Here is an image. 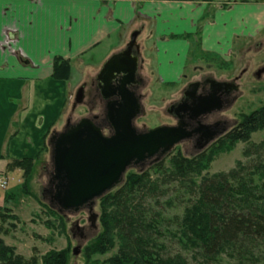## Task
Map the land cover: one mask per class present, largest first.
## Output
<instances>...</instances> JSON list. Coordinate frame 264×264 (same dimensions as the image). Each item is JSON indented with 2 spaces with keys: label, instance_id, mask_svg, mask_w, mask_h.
<instances>
[{
  "label": "crops",
  "instance_id": "obj_1",
  "mask_svg": "<svg viewBox=\"0 0 264 264\" xmlns=\"http://www.w3.org/2000/svg\"><path fill=\"white\" fill-rule=\"evenodd\" d=\"M250 6L255 15L238 17L208 15L192 0H0V174L37 157L64 120L75 80L86 83V71L123 51L134 32L152 38L160 80H181L194 45L229 59L236 40L255 36L244 25L264 26V14ZM56 58L71 63L69 80L53 78Z\"/></svg>",
  "mask_w": 264,
  "mask_h": 264
},
{
  "label": "rangeland",
  "instance_id": "obj_2",
  "mask_svg": "<svg viewBox=\"0 0 264 264\" xmlns=\"http://www.w3.org/2000/svg\"><path fill=\"white\" fill-rule=\"evenodd\" d=\"M192 1L205 2L208 7V15H215L219 10L223 9L229 10V13L235 14L238 17L240 15L246 16L249 13L255 15L256 8H252L250 5H256L264 14V0ZM244 3L250 4L244 6L242 5ZM231 8L232 10L230 11ZM248 23L244 27L248 31L251 28V32L256 33L253 34L255 36L244 40H236L229 59H223L214 54L203 53L200 51L198 44L194 45L193 54L183 78L181 80L168 81L167 83L162 82L158 77L156 54L152 38L145 37L144 41L138 38L137 45L140 48L139 61L142 66L140 75L146 84L141 90V93L144 95L142 105L145 114L136 122L137 128L144 131L153 127L173 124V119L166 112L167 108L180 99L183 91L190 83L198 81L205 76H209L216 81L227 82L238 78L239 91L236 100L218 115L219 118L227 121V125L230 128L238 124L242 114H248L264 106V73L260 77L257 75L260 70L264 69V26H256L255 18H252ZM192 39L196 41L197 37L193 36ZM97 61L96 64L100 65L101 60ZM105 62L101 64L98 70L94 68L89 70V72L86 71L85 76L89 75L83 80L86 83L77 84L79 79L75 80V84L77 85L75 93L65 108L64 120L56 130L57 132H61L64 129L69 119L72 123H75L82 118L98 116L101 123L102 119L106 117L105 103L100 97L93 98L95 91L91 87ZM83 85H87L86 97L84 102L73 110L76 93ZM262 142H264V130L253 133L248 142H238L227 149L217 151L219 145L225 143L224 138H222L214 146L207 149L208 152L213 153L214 159L209 168L203 171L202 175L196 180L200 182L205 177L229 172L236 167L239 161L243 163L248 162L251 158L245 156V150L251 144H260ZM48 146H50L49 142ZM177 151H181L184 156L189 158L201 153L191 145L182 142L164 159L147 163L144 167L129 169L123 184H125L127 176L132 173L141 174L148 171L152 179H158L161 175L158 173L157 166L161 164L164 169L170 170V159ZM262 156L264 158V152ZM252 157L256 159L257 155H253ZM52 171L51 147L44 154L41 163H38L36 166L33 179L30 183L32 194H25L22 189L24 184L23 171L19 170L16 174H9L7 171V177L10 179L9 186L6 190H0V211L6 214L4 222L0 219V238L7 245L15 247L17 253L26 258L38 256L40 264H42L44 256L54 251H65L67 264H108L107 260L118 252L119 244L115 242V246L110 251L103 253L100 252V247L95 243L102 232L101 203L106 195L97 201L94 209V212L98 215V231H93L89 227L88 218L90 214H88V210L63 214L56 210V213H51L42 203L48 204L44 199L43 193L49 187ZM164 182L158 190L150 192L146 190L143 192V204L145 208L151 210L153 220L157 218L156 214L158 211L165 214L167 220H171L169 223H165V229L158 236L163 245L162 255L176 256L182 254L190 260L191 256L185 252L183 246L178 242L177 237H175L176 225L174 219L176 216H182L185 207L189 204V190L186 187L177 185V183ZM120 187L112 192H115ZM6 208L7 210H5ZM75 222L79 226L86 228L87 240L80 241L78 237L73 238L71 228ZM153 236L157 237V235ZM79 245H81V252L79 255H74L73 249Z\"/></svg>",
  "mask_w": 264,
  "mask_h": 264
},
{
  "label": "trees",
  "instance_id": "obj_3",
  "mask_svg": "<svg viewBox=\"0 0 264 264\" xmlns=\"http://www.w3.org/2000/svg\"><path fill=\"white\" fill-rule=\"evenodd\" d=\"M72 65L68 60L56 58L53 78L69 80ZM264 130V106L242 114L238 124L224 138L217 151L238 142H248L251 135ZM215 145V144H214ZM213 145V146H214ZM50 149L45 144L36 158L11 161L8 171H23V191L32 194L30 183L36 166ZM264 142L251 144L245 150L250 157L239 161L229 172L196 179L209 168L213 153L202 151L186 157L177 151L170 159V170L157 166L163 177L152 179L148 171L127 176L115 192L108 193L101 203L102 232L95 242L100 252L110 251L116 243L118 252L107 260L108 264H264ZM257 155V158H253ZM186 187L189 204L182 216H176L175 237L191 258L182 255H162L159 235L165 229V214L158 211L154 220L151 210L143 204V192L158 190L165 182ZM51 213L49 204L42 203ZM7 210V208L5 209ZM2 222L6 214L1 213ZM7 233V232H6ZM153 235H157L155 238ZM116 242V243H115ZM0 264H40V258H26L13 246L0 238ZM42 264H67L66 252H51L42 258Z\"/></svg>",
  "mask_w": 264,
  "mask_h": 264
},
{
  "label": "water",
  "instance_id": "obj_4",
  "mask_svg": "<svg viewBox=\"0 0 264 264\" xmlns=\"http://www.w3.org/2000/svg\"><path fill=\"white\" fill-rule=\"evenodd\" d=\"M139 32L132 34L126 49L113 54L96 77L102 97L106 102V119L114 134L107 137L93 118H82L72 123L69 119L61 132L52 134L49 144L53 171L44 199L59 213H78L88 209L90 221H97L96 203L120 187L129 169L146 161L157 162L169 156L177 145L192 137L184 126H158L139 132L135 119L142 113V104L133 91L139 84V57L133 54ZM264 69L258 72V77ZM117 78H121L116 85ZM218 84L227 83L216 81ZM198 83L188 86L186 95L196 92ZM85 99V85L76 93L73 110ZM195 103V117L213 109ZM220 110L218 100L215 107ZM214 108V109H215ZM171 111V110H169ZM214 138H207L199 147L204 151ZM78 224L77 222L75 223ZM75 254H78L75 248Z\"/></svg>",
  "mask_w": 264,
  "mask_h": 264
},
{
  "label": "flooded vegetation",
  "instance_id": "obj_5",
  "mask_svg": "<svg viewBox=\"0 0 264 264\" xmlns=\"http://www.w3.org/2000/svg\"><path fill=\"white\" fill-rule=\"evenodd\" d=\"M133 54L137 55L140 59V48L139 46H135L133 48ZM141 62L139 65V84L135 85L133 87V91L137 94V96L140 99V102L142 104V101L144 100V95L141 93V90L144 88L146 82L140 75L141 70ZM121 78H117L115 81V84L117 85L119 83ZM238 78L234 79L233 81L227 82V81H220L225 82L227 84L221 85L216 82L213 78L209 76H205L202 79L192 82V83H198L197 91L190 92L188 95H186L187 88L183 91L182 96L179 100L171 104L166 112L171 116L174 123L167 126H184L188 131L192 132L193 135L190 139L185 140L183 143L191 145L193 148H196L197 150L199 147L207 141V138H214L211 143L208 145V147L205 149H209L211 146H213L215 143L219 142L222 138H225L234 127L230 128L227 125V121L223 118H219V113L222 112L225 108L229 107L237 98V93L239 91V86L237 84ZM92 89H94L95 94L93 96L94 99L97 97H100L102 101H104L105 106L106 102L102 97L101 89L99 88L97 80L92 83L91 85ZM86 89L87 85L85 86V97H86ZM218 100L220 102V110L215 108L217 106ZM204 103L206 104V108L213 107V109L205 114H202L199 117H195V113L198 110L195 108V103ZM215 108V109H214ZM197 109V110H196ZM171 110V111H169ZM145 114L144 107L142 105V113L140 116H138L134 121V126H136V122ZM96 124L102 129V132L105 136L111 137L114 134L113 128L109 125L106 117L102 119V122L100 123L99 117L95 119ZM155 128V127H153ZM138 129V128H137ZM152 129V128H150ZM149 129L141 131L138 129L139 132H147ZM204 150V151H205ZM200 153V151L198 150ZM152 163V160L146 161L143 165H140L139 167H144L146 164ZM138 168V167H137ZM88 210V209H83ZM89 214V211H88ZM90 229L93 231H98V221L92 222L90 221V217L88 218ZM76 223V222H75ZM72 224L71 233L73 235V238H79L80 241L87 240V233L86 228L79 226V224ZM77 248L78 254H75V249H73L74 255H79L81 252V245H79Z\"/></svg>",
  "mask_w": 264,
  "mask_h": 264
},
{
  "label": "built area",
  "instance_id": "obj_6",
  "mask_svg": "<svg viewBox=\"0 0 264 264\" xmlns=\"http://www.w3.org/2000/svg\"><path fill=\"white\" fill-rule=\"evenodd\" d=\"M10 179L5 174H0V190H6L9 186Z\"/></svg>",
  "mask_w": 264,
  "mask_h": 264
}]
</instances>
